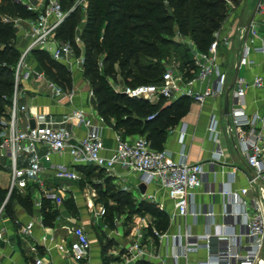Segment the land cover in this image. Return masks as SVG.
Segmentation results:
<instances>
[{
    "label": "built area",
    "instance_id": "1",
    "mask_svg": "<svg viewBox=\"0 0 264 264\" xmlns=\"http://www.w3.org/2000/svg\"><path fill=\"white\" fill-rule=\"evenodd\" d=\"M14 1L23 3L36 15L28 18L2 15L3 21L12 22L19 27V31L28 37V43L21 48L14 66L13 93L8 114L0 117L3 128L0 138V166L9 165L10 168L6 194L3 198L0 197V253L1 242L8 240L5 214L12 194L16 190L24 193L32 181L44 187L43 174L47 168L44 159L48 160L52 153H68L73 164H93L108 173L118 166L124 174L136 175L141 183L155 185L172 201L170 222L177 230L168 233L152 226V233L148 234L150 224L146 217H141L142 222L136 219V224L124 234L118 231L123 223L120 218L114 217L112 224L102 221L103 208L90 207L89 212L93 213L98 230L103 233V242L112 240L106 251H102L99 238L92 235L88 228L89 221L69 217L67 222L59 225L46 224L40 212L42 195H38L34 201L37 212L28 220H16L20 225L21 237L28 242L32 264H137L140 259L154 264L155 259H158L157 264H264V95L260 98L263 100L262 108L252 112L247 109L245 100L250 88L264 90V33L260 29L261 19L258 17L264 12V0L257 1L249 24L246 22L249 16H241L235 27L226 21L221 28L215 30L207 50L199 49L191 41L195 75L186 76L180 64L172 62L166 65L159 82L125 85L118 89L129 96L149 101L185 95L199 104L232 90V95L228 97L226 131L232 136L236 149H239V142L253 175L247 186L236 190L223 186L218 190L222 197L225 221H213L211 229L200 234L183 229L181 218L204 214L215 220V211L212 203L196 205L192 201L196 192L204 185L205 169L201 161H190L185 151H180L179 156L174 157L167 148L151 147L143 135L129 138L117 131L114 145L108 147L101 132V126L106 123L104 117L98 111H86L81 107L72 108L60 119L46 113H37L34 115L33 127L19 126V113L27 109L25 104L19 102L24 93L22 83L32 75L45 79L58 101L67 99L72 102L75 96L73 88L66 90L50 79L44 70L35 69L31 60L32 50H46L54 59L64 62L72 73L74 70H83L84 51L81 37L75 39L81 47L78 55L72 54L73 47L69 42L56 37L57 29L69 14L61 0ZM233 40L237 42L235 61L229 65L221 49L231 48ZM257 54L261 55L263 69L247 76V71L260 63L256 59ZM93 94L91 89L90 95ZM70 121L84 125L85 134L77 137L67 125ZM208 129L215 134L213 158L220 160L223 150L218 138V120L214 116ZM41 146L45 147L44 154L39 152ZM24 152L29 154V165L19 163V156ZM8 157L9 164L4 162ZM53 167L56 177L73 180L81 178L75 168L64 163H57ZM250 190L251 196L248 193ZM62 191H67V188L63 187L60 194L53 195L57 205L64 200ZM215 192L214 189L207 190L211 196ZM141 197L157 201L153 193L144 192ZM229 217L231 221L227 220ZM38 228L41 232L36 234ZM153 236H169L171 250L167 254L157 255L154 245L149 241ZM96 246L99 249L97 254L94 252ZM201 248L205 249L204 257L189 259L191 249ZM0 264H5L1 258Z\"/></svg>",
    "mask_w": 264,
    "mask_h": 264
},
{
    "label": "trees",
    "instance_id": "2",
    "mask_svg": "<svg viewBox=\"0 0 264 264\" xmlns=\"http://www.w3.org/2000/svg\"><path fill=\"white\" fill-rule=\"evenodd\" d=\"M72 1L74 0H61L65 9ZM241 1L88 0L87 19L80 36L84 46L83 75L91 82L97 110L106 123L113 126L123 137L138 133L145 136L151 147L163 148L169 130L189 110L192 99L183 95L149 101L129 96L116 89L109 78L114 79L120 73L126 85L159 82L166 65L160 61L144 62L143 57L152 60L170 55L172 50L168 46L179 43L185 37H189L199 49L207 50L213 40L214 31L221 28L230 16L232 9L230 2ZM2 15H20L28 18L36 14L21 2L0 1V117L8 114L13 93L14 66L21 53L18 44L19 30H15L12 22L3 21ZM78 22L76 10H72L56 31V37L69 42L77 55L81 53V47L75 40ZM186 50L185 54H188V57L180 62V67L186 76H193L196 69L189 44ZM98 53L103 55L102 65L99 63ZM31 60L64 89L73 88L72 71L46 50L34 48ZM2 131L0 124V138ZM105 181L111 180L105 177ZM28 190L29 186L24 193L16 190L9 202L17 200L32 212V196ZM5 194L6 189H0V197L3 198ZM130 195L128 192L127 196ZM127 196L123 198L122 195H118V200L124 199L126 204ZM67 200H63L64 203H67ZM9 202L8 204L11 203ZM115 210L118 211V207ZM60 211L61 208L55 204L54 199L42 195L40 212L46 224L54 225ZM119 213H123V210ZM128 213H149L153 216L154 225L148 227V234L152 233V226L159 231H165L168 226L167 212L156 204H149L147 200H141L138 207L133 211L127 210ZM102 221H109L112 224L113 216L104 215ZM99 241L102 251H106L112 244V240L103 242L102 237ZM137 264L154 263L140 259Z\"/></svg>",
    "mask_w": 264,
    "mask_h": 264
},
{
    "label": "crops",
    "instance_id": "3",
    "mask_svg": "<svg viewBox=\"0 0 264 264\" xmlns=\"http://www.w3.org/2000/svg\"><path fill=\"white\" fill-rule=\"evenodd\" d=\"M257 1L258 0H245L246 7L244 8V12H242V16L248 17L251 11L255 8ZM258 17L261 19L260 29L264 33V12L259 14ZM19 35H22L20 36L22 38L26 37L22 31H19L18 36ZM27 43L28 37H26V45ZM236 45V40H233L231 48L221 49V53L222 55H225L229 65H232L235 61L234 51L236 49ZM256 59L260 62L261 55L257 54ZM32 65L37 70H43L34 61H32ZM262 69L263 64L260 62L256 67L247 71V76H250L254 71ZM239 72L242 71L240 70ZM73 74V89L75 90V96L72 102L67 99L58 101L52 95V91L45 79H39L35 75H32L29 79L23 80L22 85L24 93L23 96L20 97L19 102L21 104H25L27 109L26 111H20L19 113V126L24 128L27 125H30V120L34 119V115L37 113H46L60 119L64 113L69 112L72 108L81 107L86 111L97 112L96 99L94 94L90 95V90L92 88L89 86V80L84 77L83 70H74ZM79 74H81V76H79ZM199 84L200 83H197L198 86H200ZM232 93L233 92L231 90L229 93L226 91L224 95L218 98L210 97L206 99L203 104H199L198 102L192 100L190 102L189 110L179 119L177 124L169 130L168 135L163 142V147L171 151L174 157H178L180 151H185L187 158L190 161H201L204 165V185L196 192L192 201L196 205L212 203L215 211V220L204 214L188 215L185 218H181V227L196 234H200L211 229V223L213 221H225V217L222 214V197L218 190L223 186L234 190L247 186L249 184V178L253 175V170L248 164L245 155L241 151L239 142L237 143L239 149H236L232 136L226 131L228 125V114L225 112V95L228 94L229 97ZM263 95L264 90L250 88L247 91L245 100L249 112L262 108L263 100L261 101L260 98L263 97ZM213 116L218 120V138L223 150V156L220 160H215L213 158V151L215 149V134L211 133L208 129V125ZM67 125L73 129L77 137L83 136L86 132V127L82 124L70 121ZM101 132L106 145L108 147L114 145L115 129L113 126L105 123L101 126ZM127 136L129 137V135ZM39 152L44 154L45 147L41 146ZM44 162L47 165L46 171L43 174L45 179L44 187L35 181L28 184V191L32 196L33 211L29 212L27 208H25L17 200H14L13 203H10V201V204L7 205L5 223L8 227L6 232L8 240L7 242H1L2 250L0 253V258L5 264H32L28 242L21 237L20 225L16 220H28L33 213L37 212L34 201L38 195H44L54 199L53 195L60 194V189L65 187L67 188V191H62L64 200L73 197L75 199L77 210L90 211V207L97 209L90 191L87 188H83V190L80 189L81 178L78 180L65 179L64 182L61 180L63 178L60 179L55 176V169L53 165L57 163H64L69 167L75 168L80 174V170L77 169L78 165L73 164L68 153L62 155L52 153L48 160L44 159ZM19 163L21 165H29L31 163L29 154L26 152L21 153L19 156ZM105 177L109 178L114 183L123 184L125 189L131 190L140 196H143L144 192L155 194L157 197V205L159 208L167 212L168 215L169 222L165 231L173 233L177 230V227L170 222V212L173 209L172 201L155 185H146L145 191L142 192L139 187L141 182L138 180V177L133 174H124L123 170L118 166L112 172H107ZM73 181H77V183H73ZM7 186L8 185H4L0 182V189H6L7 191ZM208 189H214L216 191L215 194L213 196L208 194ZM248 193L250 196L252 195L251 190ZM80 196L83 197L81 202L79 198ZM63 202L60 205H57L55 202V204L61 208L59 215L60 218L57 217L54 223L56 225L67 222L69 217H74L70 215L67 210H65ZM160 203H162V205H160ZM227 220L231 221L232 219L229 217ZM138 221L140 223L142 222L140 220ZM89 225L88 228L92 235H94L93 230ZM124 227L125 224L122 223L121 226L118 227V231L123 233ZM96 228L99 232L97 223ZM40 232L41 230L38 228L36 230V234ZM12 239H16L18 242L19 249L17 251H14L12 246H10V241H12ZM149 241L154 245V250L157 255L167 254L171 250V241L169 236H164L162 238L153 236L149 239ZM21 243H23L24 246H22ZM94 249V252L97 254L99 250L98 247L96 246ZM204 256L205 249L203 248L191 249L189 252V259L191 260H196L197 258ZM154 261L155 264L158 263V259H155Z\"/></svg>",
    "mask_w": 264,
    "mask_h": 264
},
{
    "label": "rangeland",
    "instance_id": "4",
    "mask_svg": "<svg viewBox=\"0 0 264 264\" xmlns=\"http://www.w3.org/2000/svg\"><path fill=\"white\" fill-rule=\"evenodd\" d=\"M87 6H88V0H74L72 2L69 3V5H66V9L71 12L72 10H76V15L79 19L78 22V26L75 32V39L77 37L81 36V31L83 28V25L87 19ZM246 7V3H243V0L241 1V3H234V2H230V9H231V13L230 16L227 18L226 21H228L230 24H232L234 27L238 24L239 20L241 19L242 16V12H244V8ZM22 26L26 27L24 24H22ZM22 36L19 35L18 38ZM191 39L189 37H185L183 39H181L179 41V43L173 44L168 46L171 50L172 53H170V55H164L161 58H156V59H150V58H142V61L147 62V61H153V62H158L160 61L161 63H163L164 65H169L172 62H176L179 63L183 60L186 59L188 57V54L186 53V48H187V44L190 45L191 43ZM19 46L22 48L24 46H26V37L19 38L18 41ZM83 43H82V50H83ZM192 53V52H191ZM72 54L76 55V52L74 49H72ZM98 58H99V63L100 65H102V57L103 55L98 53ZM184 55H186L184 57ZM79 76H81V74H79ZM73 78H74V74H73ZM109 81L112 83V85L117 88V89H121L123 88L126 83L124 82V77L123 75H121L120 73H118L116 75V78H109ZM89 86L90 88L91 86V82L89 81ZM139 135L138 133H134V134H130V137H135ZM128 137V136H127ZM5 163L9 164L10 159L5 158L4 159ZM9 165H1L0 166V182L4 185H8L10 182V175H9ZM80 170V176H81V180H80V189L83 190V188H87L90 191V194L94 200L95 203V207L96 208H103L104 210V215H108V216H113L114 217H118L121 219V221L125 224L124 227V234H127L128 231L132 228V226L135 223V220H140L141 217H147V220L149 222V224H153L154 218L151 214L149 213H144V214H140V213H132L129 214L131 212H129L127 214V210L129 211H133L136 207H138V205L140 204L141 200H147L149 204H156L157 203L152 200L151 198H145V197H141L140 195H138L137 193L125 189L123 184L120 183H114L112 181H105V176L107 174V172L105 170H102L100 168H97L96 166L90 165V166H80L79 167ZM59 178V177H58ZM61 179V178H60ZM62 181H64L65 179H61ZM65 182V181H64ZM67 182V181H66ZM77 181H73V183ZM68 184V183H67ZM122 191V193L120 192ZM130 192L131 195L127 196V193ZM118 195H122V197L124 198L125 196H127L128 198V202H126V204L124 203V199L122 201L118 200ZM80 198V202L82 201L83 197H79ZM67 203H64V207L65 210L68 211V213L72 216H74L77 220H85V221H89L91 226L90 228L93 230V234L95 236H97L99 239L102 237V241L103 240V233H99L97 231L96 228V219L93 216V213H90L89 211H79L77 210V206L75 203V199L73 197L68 198ZM12 203V202H11ZM116 207H118V211H116ZM123 213H119V211H122ZM75 211V212H74ZM111 211V212H110ZM102 235V236H101ZM10 246H12L14 251H17L19 249V245L16 239H12V241H10ZM22 246L23 243H21Z\"/></svg>",
    "mask_w": 264,
    "mask_h": 264
},
{
    "label": "water",
    "instance_id": "5",
    "mask_svg": "<svg viewBox=\"0 0 264 264\" xmlns=\"http://www.w3.org/2000/svg\"><path fill=\"white\" fill-rule=\"evenodd\" d=\"M254 13H255V9L252 10L251 14L249 15L248 19H247V24L250 23L251 19L253 18L254 16ZM15 30L18 31L19 30V27L18 26H15ZM235 76V75H234ZM225 112L228 114L229 113V100H228V94L225 95ZM35 125V120L34 119H31L30 120V126L33 127ZM140 189L142 192L145 191L146 189V184L145 183H140L139 185Z\"/></svg>",
    "mask_w": 264,
    "mask_h": 264
}]
</instances>
